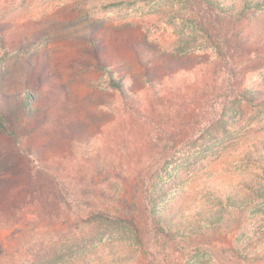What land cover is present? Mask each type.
Returning <instances> with one entry per match:
<instances>
[{
	"label": "rangeland",
	"instance_id": "1",
	"mask_svg": "<svg viewBox=\"0 0 264 264\" xmlns=\"http://www.w3.org/2000/svg\"><path fill=\"white\" fill-rule=\"evenodd\" d=\"M242 2L215 0L211 16L222 20L225 4ZM196 8L192 0H0V111L9 119L0 128V242L39 211L36 196L63 188L76 206L80 172L141 170L172 136V154L192 173L174 195L188 216L212 202L213 188L240 190L261 174L264 104L232 107L223 124L222 98L201 93L220 91L213 81L225 76L264 91V0L246 10L240 36L237 17L209 32Z\"/></svg>",
	"mask_w": 264,
	"mask_h": 264
},
{
	"label": "trees",
	"instance_id": "2",
	"mask_svg": "<svg viewBox=\"0 0 264 264\" xmlns=\"http://www.w3.org/2000/svg\"><path fill=\"white\" fill-rule=\"evenodd\" d=\"M214 1L192 0L196 22L213 32L217 20L221 32L222 20L237 17V32L255 0H243L240 8L225 4L222 20L211 16ZM235 33L228 30L225 36H240ZM242 43L234 40V45ZM121 83L111 80L110 86L126 96ZM213 85L222 92L205 88L201 94L207 102L222 98L220 123H230L232 107L264 104V91L242 88L237 76ZM8 120L0 111V128L7 131ZM177 144L173 136L165 140L159 146L163 153L141 170L80 172L83 198L76 206L66 201L63 188L36 196L39 211L14 222L13 232L0 242V264H264V169L240 190L213 188L212 202L188 216L174 201L192 174L183 168L188 160L178 164L181 158L172 154ZM174 163L172 170L166 169ZM50 199L51 208L43 210Z\"/></svg>",
	"mask_w": 264,
	"mask_h": 264
}]
</instances>
